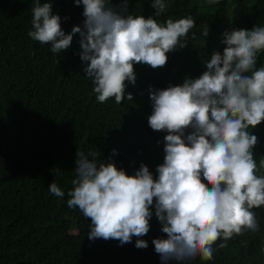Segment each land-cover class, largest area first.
<instances>
[{
  "label": "clouds",
  "instance_id": "clouds-1",
  "mask_svg": "<svg viewBox=\"0 0 264 264\" xmlns=\"http://www.w3.org/2000/svg\"><path fill=\"white\" fill-rule=\"evenodd\" d=\"M127 2L117 10L112 0H74L83 5V26L66 34L52 0H34L28 35L59 54L79 33V55L87 62L84 73L94 83L96 99L104 103L114 97L120 104L126 81L136 82L134 65L166 66L167 53L186 47L195 27L191 16L158 22L155 17L169 7L166 0H151L155 12L147 18L122 14ZM208 34L203 30L204 37ZM223 43V53L213 52L199 77L149 93L148 125L166 133L158 175L144 163L130 175L111 158L100 159L99 151L77 150L67 206L90 220L89 239L131 243L134 236L147 235L154 209L166 234L153 239L155 252L164 262L184 264L197 256L212 260L221 238L259 231L252 209L264 206V175H257L264 159L257 164L258 138L249 129L264 121V65L257 67L264 26L225 32ZM127 100H133L132 93ZM49 192L65 196L55 180ZM135 246L147 248L148 242L137 239Z\"/></svg>",
  "mask_w": 264,
  "mask_h": 264
},
{
  "label": "trees",
  "instance_id": "trees-1",
  "mask_svg": "<svg viewBox=\"0 0 264 264\" xmlns=\"http://www.w3.org/2000/svg\"><path fill=\"white\" fill-rule=\"evenodd\" d=\"M166 2L167 11L155 19L164 23L191 16L195 27L188 44L167 53L162 68L135 64L136 82L126 81L125 100L117 104L114 97L104 103L96 99L94 83L84 73L87 62L79 55V33L67 50L54 54L50 45L28 35L34 0H0V264H182L164 262L155 252L153 239L166 234L154 209L147 235L121 244L89 239L90 220L67 206L77 150L99 151L100 159L111 158L130 175L141 163L158 175L166 133L148 125L150 91L199 77L212 53H223L225 32L264 26V0H217L203 7L197 0ZM52 4L66 34L83 26L82 4ZM112 4L117 10L124 7L123 0ZM127 9L122 14L147 18L155 12L151 0H128ZM261 65L264 52L257 57V67ZM249 131L258 138L254 153L259 164L264 159V121ZM257 175H264V169ZM53 180L65 192L63 198L49 192ZM252 210L259 231L221 238L213 245L212 260L197 256L184 264H264V206ZM137 239L146 240L148 247L137 248ZM220 243L227 246L220 248Z\"/></svg>",
  "mask_w": 264,
  "mask_h": 264
},
{
  "label": "rangeland",
  "instance_id": "rangeland-1",
  "mask_svg": "<svg viewBox=\"0 0 264 264\" xmlns=\"http://www.w3.org/2000/svg\"><path fill=\"white\" fill-rule=\"evenodd\" d=\"M200 1V6H208L210 4H214L217 0H197V2Z\"/></svg>",
  "mask_w": 264,
  "mask_h": 264
}]
</instances>
